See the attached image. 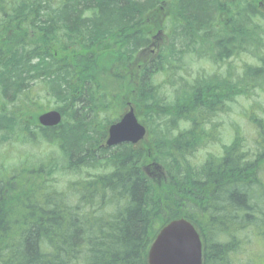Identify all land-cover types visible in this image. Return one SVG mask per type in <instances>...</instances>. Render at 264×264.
<instances>
[{
	"label": "trees",
	"instance_id": "16d2710c",
	"mask_svg": "<svg viewBox=\"0 0 264 264\" xmlns=\"http://www.w3.org/2000/svg\"><path fill=\"white\" fill-rule=\"evenodd\" d=\"M259 1L170 0L177 22L170 45L133 63L149 44L146 19L160 0H0V145L38 138L60 153L42 164L21 159L12 169L0 162V264H147L155 234L176 217L198 228L202 264H250L238 253L246 231L264 226V186L256 178L262 154L243 151L234 137L221 157L200 165L190 157L208 142L207 125L223 102L264 85ZM226 26L230 37L215 39ZM233 44L259 59V67L245 68L248 81L197 74L187 88L180 78L171 82V98L160 94L154 78L180 69L183 55L222 63L236 52ZM35 82L55 101L59 125H38ZM127 102L142 112L148 140L103 147V126ZM55 165L94 173L59 190L51 183Z\"/></svg>",
	"mask_w": 264,
	"mask_h": 264
},
{
	"label": "rangeland",
	"instance_id": "374dc122",
	"mask_svg": "<svg viewBox=\"0 0 264 264\" xmlns=\"http://www.w3.org/2000/svg\"><path fill=\"white\" fill-rule=\"evenodd\" d=\"M172 15L173 11L171 9L169 16L172 17ZM153 33L155 32H152V34ZM231 33L232 30L230 27L226 26V30L220 27L216 32L215 39L223 38V40H225L224 38H229ZM248 36L249 34L245 35L246 38ZM242 40L239 41V44L242 43ZM177 43H179V40L175 39V44ZM226 45H229V40H226ZM207 48H209V46H202V49L199 46V52ZM229 48L231 49V46H229ZM149 55L150 53L147 51L146 54L142 56V58H147ZM194 57L196 56L185 54L180 60V69L173 67L174 72L172 74H168V76L163 74L156 75L154 82L156 84L161 83L159 87L160 94L167 98H171L175 92L173 91V85L170 83L172 82L174 84L178 78H180L182 86L187 88L188 83L194 80L197 74H202V72L204 74H213V72L218 71L219 67L213 64L210 59L207 58L205 59L207 61H199ZM246 60L250 61V58L248 57ZM32 85L34 89V91L32 89V93L35 92L33 98L38 102V106L42 107L36 111L41 112L42 110L56 106L55 101L40 89L39 83L35 82ZM20 98H22V95ZM17 104L18 101H14L13 103H9L7 107L12 109V107L16 106ZM123 107L124 108L120 109V114L125 110L127 105H124ZM261 107H264V85L260 89L255 88L253 95H239L234 97L232 101L225 102L224 110H219L214 116L212 122L207 125V127L210 126L212 128L211 136L208 139V142L199 146L194 151L193 155L190 157V161H192L195 165H200L208 158L218 156L221 157L223 155L224 148L228 147L232 143L233 138L241 137V149L243 151L250 154H262L258 158L259 163L257 167L256 178L260 180L262 186H264V135L262 133L260 134L262 127L264 128V125H260L259 127L258 125L254 124V121L257 122L258 117H262L259 111ZM138 114L141 120H143V122L146 124V121L142 117V112L138 111ZM106 126L107 125L103 126V128H106ZM59 154L60 153L56 144H52L50 142L48 143L38 138L32 144H24L17 142L16 140H11L0 145V162L4 167L10 169L14 168L17 165L16 162L21 159H28L35 161L36 164H42L46 162L45 160L48 157L57 160V156H59ZM255 155L247 158H252L253 160ZM58 165H61V163L58 162ZM58 165L54 166L55 171L51 175V183L59 190L64 189L69 181L82 178L85 179L90 174L94 173V170L86 166L77 171H65L59 169ZM146 171L153 179L154 174L152 171H149L148 169ZM156 177H161V173H157L155 175V178ZM49 182L50 180H47V185ZM257 227H250L248 231H246L247 235L245 238L247 239L240 247L241 251L238 253L241 260H245L246 263L250 264V259H253L252 264H262V262H264V226H262L263 228L259 226ZM261 230L262 238L259 240L258 238L260 235H258V232ZM257 252H259V254H255Z\"/></svg>",
	"mask_w": 264,
	"mask_h": 264
},
{
	"label": "water",
	"instance_id": "95a60500",
	"mask_svg": "<svg viewBox=\"0 0 264 264\" xmlns=\"http://www.w3.org/2000/svg\"><path fill=\"white\" fill-rule=\"evenodd\" d=\"M60 113L46 111L38 116L43 126L59 123ZM146 134L145 127L137 121L132 107L108 127L106 145L120 142L136 143ZM201 240L191 222L184 218L172 219L160 228L147 251L148 264H201Z\"/></svg>",
	"mask_w": 264,
	"mask_h": 264
},
{
	"label": "flooded vegetation",
	"instance_id": "af4514ba",
	"mask_svg": "<svg viewBox=\"0 0 264 264\" xmlns=\"http://www.w3.org/2000/svg\"><path fill=\"white\" fill-rule=\"evenodd\" d=\"M223 1V0H219ZM233 48L236 51L233 54H230L225 61V63H221L220 67L223 68L222 70V75L223 78H225L228 82L236 79H242V80H247L248 81V75H244V69L243 67L246 66L247 64H244V62H247L246 58H254L253 62L260 64L254 56H251L248 54L246 46H241L239 48L237 45L233 44ZM231 68H234L233 70ZM233 71V73H232ZM246 71V70H245ZM254 79L258 80L260 79L259 77H253Z\"/></svg>",
	"mask_w": 264,
	"mask_h": 264
}]
</instances>
